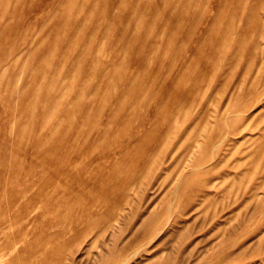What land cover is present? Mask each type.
I'll return each instance as SVG.
<instances>
[{"label": "rangeland", "instance_id": "rangeland-1", "mask_svg": "<svg viewBox=\"0 0 264 264\" xmlns=\"http://www.w3.org/2000/svg\"><path fill=\"white\" fill-rule=\"evenodd\" d=\"M0 264H264V0H0Z\"/></svg>", "mask_w": 264, "mask_h": 264}]
</instances>
